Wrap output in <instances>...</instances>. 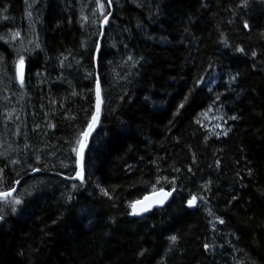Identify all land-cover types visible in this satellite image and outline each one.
I'll use <instances>...</instances> for the list:
<instances>
[{
  "label": "trees",
  "instance_id": "obj_1",
  "mask_svg": "<svg viewBox=\"0 0 264 264\" xmlns=\"http://www.w3.org/2000/svg\"><path fill=\"white\" fill-rule=\"evenodd\" d=\"M88 1L28 0L33 6L26 7L25 0H0V14L9 17L0 19V78L7 82L0 116L4 106L11 111L0 117V191L41 167L36 157L49 164L41 148L62 153L74 175L71 147L95 104L88 73L101 76L105 101L85 152V185L50 165L59 184L23 196L15 214L0 201V264H264V7L259 0L249 9L239 8L240 0H113L109 9L102 0L112 15L100 37L102 18L91 17ZM29 11L34 44L19 51L6 34ZM82 12L97 23L81 27ZM96 41L110 53L99 68L91 59ZM18 53L25 56L23 89L15 78ZM128 55L139 61L135 67L122 64ZM231 115L240 119H219ZM222 129L231 131L224 136ZM173 178L177 191L164 207L129 215L130 203L153 186L170 191ZM191 195L208 204L198 199L189 209Z\"/></svg>",
  "mask_w": 264,
  "mask_h": 264
},
{
  "label": "snow or ice",
  "instance_id": "obj_2",
  "mask_svg": "<svg viewBox=\"0 0 264 264\" xmlns=\"http://www.w3.org/2000/svg\"><path fill=\"white\" fill-rule=\"evenodd\" d=\"M113 0H107V6L110 9L112 6ZM252 3H255V0H240L238 7L239 8H244V9H249L252 6ZM259 3L262 7H264V0H259ZM25 5L26 7H32L33 5H29L28 0H25ZM94 9L92 10L91 13V17H97V14L100 18L99 20V30L96 33L98 36L100 37H104L105 32H104V28L106 25L109 24V18L111 17L112 13L111 11H107L106 12V5L104 2H102V0H94ZM142 4H137V7H142ZM7 12V8L4 9V13ZM27 15L29 17H31L32 13L29 11L27 13ZM91 17L85 16L83 14V12L81 13V27H84L86 24H92L95 25L97 23L96 19H92ZM0 19L2 20H8L9 17L7 15H3L0 14ZM243 28L244 29H249L250 25L247 21L244 22L243 24ZM223 35V34H221ZM20 36V32L16 31L15 33L12 34L13 39H16ZM0 39H4V37L0 36ZM220 43L223 44V46L225 48H229V42L227 38H224L220 41ZM39 44H36V48L39 49ZM113 47H115V45H113ZM125 48H127V45H125ZM25 51H28L27 49H25ZM234 51L237 53H241V54H245V49L243 47H239L236 46L234 48ZM110 53L106 50L103 49L101 46V43L99 41L94 42V47L92 49L91 52V59L93 60V62L95 63L96 67L99 68L103 61L104 58L109 55ZM251 57L253 59H255L257 57V52L256 51H252L251 52ZM64 59H67V57H65ZM4 62V58L0 57V63ZM129 62H131V67H135L137 63H139L138 60L134 59L133 56L128 55L127 60L122 61L123 65H127ZM79 63V61H78ZM14 66H15V78L18 80L20 87L23 89L25 87V56L23 54L18 53L17 54V59L14 61ZM60 66L61 68L65 67L64 64V60L60 61ZM37 77H41L42 73L37 71L36 73ZM120 74L117 73V76H119ZM129 75H131V73H129ZM239 74L237 73L236 75H233L230 77L229 79V86H231V84L235 83L237 80V76ZM62 78V77H61ZM85 78H93V84H94V88H90L89 91L90 92H94V96H95V104H94V111L87 113V115L90 117V119L88 120L85 128L83 130L80 131L78 138L75 141V146L71 147V152H73L75 154V169H74V175H65L64 179L68 180V179H73V180H78L80 182V185L83 186L86 183L85 180V151L86 149L89 148V140L90 138L93 137V133L96 131L98 125L100 124V120H101V114H102V106L104 104V97H103V90H102V82H101V76L100 75H95L93 77V73H88L87 76ZM204 82L203 78H198L197 82H196V87H199L202 83ZM209 91H211V89H209ZM73 96L78 95V93H76L75 91L72 92ZM145 100L148 101L150 100V97H145ZM188 102V96L184 97V103H181L179 105V108H184L185 103ZM87 112V110H85ZM179 111H177L175 113V115H179ZM219 119L224 120L225 123H227V120H232V121H236L238 119H240V117L236 116V115H231L228 116L227 119H225L224 116H220ZM197 123H199V121H197ZM39 126L37 125V128ZM51 127H55L54 125H52ZM217 127H220V125H217ZM35 130V129H34ZM231 131V129H227L224 130L222 129L223 135L227 136L228 132ZM219 135V134H217ZM25 147H27V144H25ZM11 164H18L20 163L19 160H11L10 161ZM36 163L39 164L41 163L40 158L36 157ZM193 163H195V158H193ZM216 165L217 167H219L220 165V161L217 160L216 161ZM65 167H67V165H65ZM131 167V166H130ZM41 169L39 168H34L33 171H40ZM176 172H179L180 170L178 168H174L173 169ZM189 172L192 171L191 168L188 169ZM251 170H249V176H251ZM4 176H5V170L3 167H0V182L4 181ZM167 180V178H165ZM16 184H19L20 181L16 180L15 181ZM157 184L160 183L159 179L156 181ZM168 183H170L172 185V188L170 191H165L163 187L160 188V198L155 202V204H153L152 202H149L150 198L149 197H145L144 201H140L137 200L135 202H132L128 205V207L131 209V212L129 213V215L134 216V217H138V216H142L145 213H148L150 211H152L154 206H158V207H163L164 204L166 203V201L169 199V197H171L173 195V193H175L177 191V187H176V179L173 178L171 180H168ZM210 186H211V182H208V186H201L205 192H209L210 191ZM72 189L73 191L77 190V186L75 184L72 185ZM101 194L104 196H107L109 199H111L112 197L109 195V192L104 189L101 188L100 189ZM152 191L155 192L156 188L153 186ZM16 192V189L14 187H9L8 190L6 191H0V200H2L5 204L6 207L10 208V211L12 214L17 213L18 206H21L23 204V200L22 198L16 196L13 197V193ZM29 195H31V193H29ZM9 197H12V199H9ZM72 199L71 196L68 197V200L70 201ZM202 201L205 205L208 204V199L205 196H197V195H191L190 198L187 200V207L189 209L191 208H195L197 205V200ZM233 200L237 199V197L233 196L232 197ZM87 211L86 209H82V212ZM208 215L209 216H213L214 213L212 212L211 209H208ZM4 220V215H3V210L0 209V221ZM215 220L220 224L223 225L225 224V220L220 218V217H215ZM214 231L216 229H213ZM168 240L171 241V245H176L178 243V237L176 235H170L168 236ZM171 245L169 247V250H171ZM204 250L208 251L211 247V245L209 244H204ZM147 250L141 251L139 253L140 256H144L145 252Z\"/></svg>",
  "mask_w": 264,
  "mask_h": 264
},
{
  "label": "rangeland",
  "instance_id": "obj_3",
  "mask_svg": "<svg viewBox=\"0 0 264 264\" xmlns=\"http://www.w3.org/2000/svg\"><path fill=\"white\" fill-rule=\"evenodd\" d=\"M90 3V10H91V13H92V10L94 9L95 5H94V0H89L88 1ZM24 22H20V25H19V28L16 30V31H19L20 32V36L15 40V45H16V48L17 50L21 51L22 48H25L26 47V43L28 42H32V44H34L32 40V24H31V21H30V17L27 15V12L25 13L24 15ZM15 31V32H16ZM15 32H10L8 34H6V37L10 36L9 40L10 41H13V37H12V34L15 33ZM1 65H0V72H1ZM2 73V72H1ZM1 73H0V77L1 76ZM5 82L4 81V78H0V88L1 89H5ZM7 101H5L4 103H6ZM3 107V106H2ZM11 114V111L9 108L7 107H3L1 109V116H10ZM10 120L11 119H7L6 118V123H10ZM5 123V122H4ZM11 126H8V128H10ZM54 153H53V152ZM41 153L45 152L44 153V158L47 157V159H49V164H43L42 160H41V163L40 166H37L36 168H39L41 169L40 171H33L32 170H29V171H26V172H23L20 177L23 178V182L22 184L19 186L18 190H17V193L13 196V197H20L22 198L23 196H26L28 195L29 193L31 192H34V193H39V192H42V191H47V190H50L53 185L55 183L59 184V181L55 178L56 176L53 175V173L51 171H49V173H47V167H53V169H56L57 171L59 172H64V173H67V174H70L72 175L73 174V170L71 168V163L69 162V160H67L63 155L62 153H56V151L54 150H49V153H47V150H42V148L40 149ZM65 165H67V167H65ZM67 171V172H66ZM27 173V174H26ZM71 182H75L76 180H73V179H70ZM12 199V197H11Z\"/></svg>",
  "mask_w": 264,
  "mask_h": 264
},
{
  "label": "water",
  "instance_id": "obj_4",
  "mask_svg": "<svg viewBox=\"0 0 264 264\" xmlns=\"http://www.w3.org/2000/svg\"><path fill=\"white\" fill-rule=\"evenodd\" d=\"M103 107V106H102ZM93 135H94V133H93ZM91 139V138H90ZM90 141V140H89ZM87 150V149H86ZM86 152V151H85ZM75 182H79L78 180H76ZM14 194V193H13ZM145 197H149L150 198V200H149V202H152L153 204H155V202L160 198V191H157V192H154V193H151V194H149V195H146ZM145 197H143L142 199H140V201H144V198ZM170 198L171 197H169V199L166 201V203L164 204V206L167 204V202L170 200ZM163 206V207H164ZM157 208H161V207H158V206H154L153 207V209H157ZM152 209V210H153ZM192 209V208H191ZM130 212H131V209H130ZM149 213V212H148ZM148 213H145V214H143L142 216H144V215H146V214H148ZM131 217H133V218H140L141 216H138V217H134V216H131Z\"/></svg>",
  "mask_w": 264,
  "mask_h": 264
},
{
  "label": "bare ground",
  "instance_id": "obj_5",
  "mask_svg": "<svg viewBox=\"0 0 264 264\" xmlns=\"http://www.w3.org/2000/svg\"><path fill=\"white\" fill-rule=\"evenodd\" d=\"M107 1V0H106ZM106 27V26H105ZM105 29V28H104ZM18 94V93H17ZM73 183H76V182H73ZM14 188L16 189V192L13 194V196L17 193V190L19 188V184H16L14 185Z\"/></svg>",
  "mask_w": 264,
  "mask_h": 264
}]
</instances>
